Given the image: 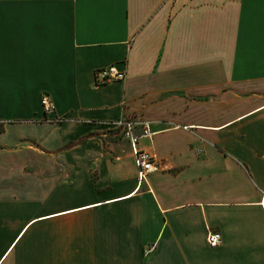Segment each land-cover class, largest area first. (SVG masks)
Masks as SVG:
<instances>
[{
    "label": "crops",
    "instance_id": "crops-1",
    "mask_svg": "<svg viewBox=\"0 0 264 264\" xmlns=\"http://www.w3.org/2000/svg\"><path fill=\"white\" fill-rule=\"evenodd\" d=\"M0 124V264H264V0H0Z\"/></svg>",
    "mask_w": 264,
    "mask_h": 264
},
{
    "label": "built area",
    "instance_id": "built-area-1",
    "mask_svg": "<svg viewBox=\"0 0 264 264\" xmlns=\"http://www.w3.org/2000/svg\"><path fill=\"white\" fill-rule=\"evenodd\" d=\"M126 77L124 71L116 69L114 66L99 70L95 73V84L96 85H105L111 82L123 81ZM40 107L44 115H50L54 111V103L51 99L43 94L40 99ZM47 121V119H46ZM59 118L48 119V122H60ZM111 127L119 129L122 131V138L127 141L131 148L132 154L134 157L135 167L137 169L140 181H144L146 176L157 171L158 167L156 164L155 156L141 151L138 149V141L141 138L152 136V133L147 127V123H144L135 118H128L125 115H120V117L109 123ZM136 128H140L139 132H135ZM220 241V236L218 234H208L206 237L207 245L211 248L216 247Z\"/></svg>",
    "mask_w": 264,
    "mask_h": 264
},
{
    "label": "bare ground",
    "instance_id": "bare-ground-1",
    "mask_svg": "<svg viewBox=\"0 0 264 264\" xmlns=\"http://www.w3.org/2000/svg\"><path fill=\"white\" fill-rule=\"evenodd\" d=\"M124 81V80H123ZM61 122V121H60ZM54 123H59V122H54ZM121 133H122V131H121ZM136 171H137V169H136ZM151 173H153V172H151ZM150 174V173H149ZM148 174V175H149ZM137 175H138V172H137ZM138 179H139V181H140V178H139V175H138ZM208 234H218L219 236H220V241H219V243H218V245L216 246V247H218L219 245H220V243H221V235L219 234V233H217V232H213V231H207V234H206V237H207V235ZM206 244H207V242H206ZM208 246V245H207ZM209 247V246H208ZM216 247H213V248H216ZM209 248H211V247H209ZM212 248V249H213Z\"/></svg>",
    "mask_w": 264,
    "mask_h": 264
},
{
    "label": "trees",
    "instance_id": "trees-1",
    "mask_svg": "<svg viewBox=\"0 0 264 264\" xmlns=\"http://www.w3.org/2000/svg\"><path fill=\"white\" fill-rule=\"evenodd\" d=\"M1 132H3V126H2V124H0V133H1ZM120 134H122V133H121V130H120Z\"/></svg>",
    "mask_w": 264,
    "mask_h": 264
}]
</instances>
